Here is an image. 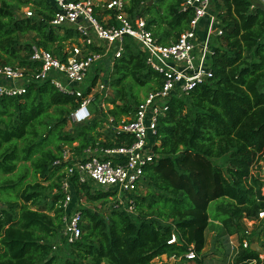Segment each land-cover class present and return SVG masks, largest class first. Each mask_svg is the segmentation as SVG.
I'll return each mask as SVG.
<instances>
[{
    "label": "trees",
    "instance_id": "obj_1",
    "mask_svg": "<svg viewBox=\"0 0 264 264\" xmlns=\"http://www.w3.org/2000/svg\"><path fill=\"white\" fill-rule=\"evenodd\" d=\"M126 1L129 18H145L163 45L175 42L192 17L179 11L182 0L170 1L162 19L155 5H148L151 0ZM210 1L222 33L216 37L221 44L213 47L206 62L212 77L168 100L157 123L156 160L144 169L146 193L125 196L130 202L124 206L110 201V193L93 191L90 184L71 178L69 211L76 208L74 197L83 194L88 202H100L107 213L78 209L82 235L71 244L60 240L68 245L63 257L53 252L62 237L64 211L58 202L68 164L61 161L63 148L82 155L89 147L130 144L127 135H102L99 130L109 124L108 117L116 125L132 114L141 100L133 108L124 101L130 95L136 102L138 89H157L161 77L145 64L138 44L125 37L120 57H111L110 74L102 80V86L117 92L107 101L111 109L104 114L97 107L102 119L75 124L74 133L65 129L80 100L61 93L50 79L30 83L22 96L0 97V176L14 174L19 163H29L15 182L0 178V264H152L162 256L203 264L207 210L220 200H227L228 208L214 220H220L229 236L239 233V240L243 238L240 220L256 219L264 211V183L251 172L264 156V11L250 0ZM30 3L33 17L15 15ZM52 13L48 0H0V64L36 68L30 61L33 46L64 60V45L74 43L69 40L75 34L72 28L51 27ZM27 34L34 35L32 43L20 41ZM90 71L85 96L101 74L100 68ZM56 161L60 165H54ZM29 170L39 182L24 183ZM172 235L177 242L169 245ZM247 239L264 245V228L256 227ZM190 249L196 254L193 261L184 258ZM253 260L259 261V255L248 248L234 262Z\"/></svg>",
    "mask_w": 264,
    "mask_h": 264
},
{
    "label": "built area",
    "instance_id": "obj_2",
    "mask_svg": "<svg viewBox=\"0 0 264 264\" xmlns=\"http://www.w3.org/2000/svg\"><path fill=\"white\" fill-rule=\"evenodd\" d=\"M48 1L53 7L49 25L56 30L62 26L72 28L75 35L69 41L75 42L64 50L66 53L64 60L33 46L30 61L36 66L34 69L0 64V97L22 96L30 83L50 79L51 84L61 93L75 96L80 100L78 108L70 115V121L75 124L83 123L91 117L88 106L91 103L90 97H93L91 93L97 84L87 96L80 85L86 81L93 64L107 55L120 57L125 37L138 44L145 55V64L161 77L160 87L147 93L132 114L122 118L116 125H113L111 118L108 119L112 131L117 135L129 136L132 140L130 144L111 148L89 147L82 155H77L78 157L72 150L63 148L61 161L68 164L63 169L64 178L61 183L63 198L58 202V207L64 211L61 236L67 244H71L82 235V217L78 209L69 211L72 200L70 179L76 178L79 183L96 184L100 188L99 191L111 194L109 200L114 203L130 202L125 196L142 188L145 179L144 169L156 160L154 147L159 144L155 139L157 123L168 109V100L174 93H188L212 77L206 64L210 51H207V42L204 48H199L197 30L200 29L202 21L207 23L209 20L208 41L214 18L210 17V0H182L179 11L190 12L192 15L188 28L179 34L175 42L163 45L147 28L144 18L135 17L133 20L129 18L125 11L128 3L126 0ZM257 2L264 11V0ZM21 10L27 18L35 15L31 3L21 7ZM221 34V30L217 29L216 35ZM93 47L99 51H93ZM60 163L56 161L54 165ZM251 172L253 175L258 174L264 183V156L258 165H253ZM243 221L246 224L243 238L239 240L235 235L228 237L230 261L226 264H235L234 259L239 252L251 248V242L247 239L251 233L250 228L254 225L264 228V211L258 212L256 219L244 218ZM176 242L175 235H172L167 243L172 245ZM259 247L264 251L261 246ZM184 258L193 261L196 254L190 249ZM259 261L253 260L244 264H262L264 254L259 255Z\"/></svg>",
    "mask_w": 264,
    "mask_h": 264
},
{
    "label": "rangeland",
    "instance_id": "obj_3",
    "mask_svg": "<svg viewBox=\"0 0 264 264\" xmlns=\"http://www.w3.org/2000/svg\"><path fill=\"white\" fill-rule=\"evenodd\" d=\"M170 1H172V0H151L148 3V5L149 6L155 5V10L158 13L159 18L162 19L163 15H164V10ZM250 1L258 3L257 0H250ZM253 6L255 7V6H257V4H255ZM14 12H15V15L19 18L24 16L23 11L20 8L16 9ZM209 12H210V17L214 18L213 24L210 27L211 34H210L209 39L207 41V32L209 29V20H208L206 23L207 24L206 26H203L197 30V44H198L199 48H204V46L207 42V46H208L207 51L212 52L213 47H216V46L221 44L220 40L218 38H216L217 37L216 30L217 29L220 30V21L216 16V12L214 10L213 5L211 6V10ZM144 20H146V19L144 18ZM162 26L166 27L165 24H162ZM61 28L65 30V28H68V26H62ZM33 40H34L33 34H27L25 36L20 37V41L27 42V43H32ZM69 47H70V45L66 42V44L64 45V48L68 49ZM246 54L248 55V53H245V55ZM111 65H112V58H111V56L107 55L104 59H101L100 61L96 62L92 66V69L100 68L101 74H100V78L98 79L97 86L95 87V90L92 91V93H91V94H93V97H90L91 103L89 104L88 108L90 110L91 117L83 123H88L89 121H91L94 118H96L97 120L102 119L98 115L97 107H99L101 109V110L98 109L99 112L101 111L102 113L107 114V111L111 109V106L107 103V101H110L111 99H114L115 97H117L116 90L113 89L111 86H109L108 88H105V89L100 88V86H102V80L104 78H107V76H109V74H110ZM90 75H91V73L89 74V76ZM89 76H88V78H89ZM61 80L64 81L63 79H61ZM88 84H89V80L87 79L83 84L80 85V88L82 90H85V88ZM105 84H107V82H105ZM125 85H126V88H128L130 84H129V82H126ZM136 92H137L136 93L137 94V101L136 102L134 101L133 96H130V95L124 101V103L130 104L132 106V108L135 106V104L138 101L142 100L146 96L147 93H149V92H146L144 88L138 89ZM108 118H110V117H108ZM123 118H125V117H123ZM74 126H75V123L70 121L67 128L65 129L66 132L74 133ZM99 131H100V133H102V135H104L105 133L112 131V128L107 123V124H103L102 129ZM75 145L76 144H73V146H75ZM75 153L76 152L73 151V154H75ZM75 156H77V154ZM215 163L220 165L223 163V160H216ZM25 167L28 168L29 163H26V164L19 163L18 168L14 174L7 175V176H0V178H2L3 180H8L10 182H15L18 179V176L26 171ZM38 180L39 179H37L36 177H33L31 170H29V173L26 176V180L24 181V183L32 182V181L33 182L34 181L39 182ZM43 185H46V184H43ZM22 186H24V184H22ZM90 186H91V189L93 191H99L100 190V188L94 183L90 184ZM145 193H146V187H144V186H142V188H140L137 191L138 195H144ZM70 194H71V192H70ZM71 197H72V195H71ZM74 200H75V207H76L75 209L87 208L90 210H95L101 214L107 213V211L105 210L106 207H104L100 202H95V203L88 202L84 198L83 194H80L78 197H74ZM227 204H228L227 200H220V201L210 203V205L208 207L207 213H208V216L210 218V224H209V226L206 230V233H205L206 243H205V249L203 252L204 256H202L203 264H226L227 262L230 261V258H229L230 257V251H229V247H228L229 235L227 234V231H225V229H223V227L220 223V220L219 219L214 220V219H217V218H214L216 214H218L217 216H219V217L221 215H225L226 209L228 208ZM123 205L125 206L126 203H124ZM239 223H240V227H242V229L245 230V228H246L245 221L240 220ZM256 227L259 229L261 228L259 226L254 225V226H252V228H250L251 233L253 232V230ZM233 235L240 237L239 233H236ZM60 240H62V237H61V239L59 237V240H58L59 243L54 244L55 248L53 249V252H55L59 256L63 257L66 254V250L68 248V245L65 243L63 246V243ZM258 244H259V246H261L264 249V245L262 244L261 241H259ZM152 264H195V263H192V262L191 263H189V262L182 263V261H180L179 258L162 256V257L154 260V262Z\"/></svg>",
    "mask_w": 264,
    "mask_h": 264
},
{
    "label": "water",
    "instance_id": "obj_4",
    "mask_svg": "<svg viewBox=\"0 0 264 264\" xmlns=\"http://www.w3.org/2000/svg\"><path fill=\"white\" fill-rule=\"evenodd\" d=\"M251 250H253L255 253L259 254V255H263L264 251L259 247L258 242L254 241L251 243Z\"/></svg>",
    "mask_w": 264,
    "mask_h": 264
},
{
    "label": "crops",
    "instance_id": "obj_5",
    "mask_svg": "<svg viewBox=\"0 0 264 264\" xmlns=\"http://www.w3.org/2000/svg\"><path fill=\"white\" fill-rule=\"evenodd\" d=\"M253 4H254V5H255V4H257V5H258V3H253ZM206 25H207V24H206V23H204L203 25H201V26H200V28H201V27H203V26H206Z\"/></svg>",
    "mask_w": 264,
    "mask_h": 264
}]
</instances>
